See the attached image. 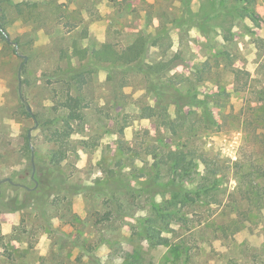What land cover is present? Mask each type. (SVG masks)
Wrapping results in <instances>:
<instances>
[{
	"label": "rangeland",
	"instance_id": "374dc122",
	"mask_svg": "<svg viewBox=\"0 0 264 264\" xmlns=\"http://www.w3.org/2000/svg\"><path fill=\"white\" fill-rule=\"evenodd\" d=\"M0 24V264H264V0H0ZM139 37L132 65L100 55ZM176 56L167 76L217 124L162 117L145 67ZM170 149L195 158L194 201Z\"/></svg>",
	"mask_w": 264,
	"mask_h": 264
},
{
	"label": "trees",
	"instance_id": "16d2710c",
	"mask_svg": "<svg viewBox=\"0 0 264 264\" xmlns=\"http://www.w3.org/2000/svg\"><path fill=\"white\" fill-rule=\"evenodd\" d=\"M240 2L248 1L253 2L254 0H239ZM253 12V11H252ZM1 29V28H0ZM6 37L8 36L7 32L1 29ZM95 52V50H93ZM147 52V44L144 37H139L134 40L132 43L127 46L117 49L110 44H106L103 47L101 57L105 58L114 63L132 65L139 61L142 56ZM15 53H18L15 50ZM95 58L97 56L92 54ZM182 61L178 57H171L169 59H159L153 63H148L145 67V74L149 77H154L156 79H161L165 77L161 83V91L158 93L160 101L158 102V107L163 110L162 117L165 118L169 123L170 127L174 132H178L183 128L186 121H190V116L186 113L185 107L189 104L195 106H201L203 108L202 118L199 122H206L208 124H217V120L213 115L212 108L208 107L207 104L203 101L193 100V96L190 93L183 92L175 87L173 79L171 76H167L166 72L173 69L175 66L181 64ZM86 83V75L82 71L76 72L75 75L70 77L68 81L69 85H75L77 87V95L72 94L69 90L66 94L65 100L63 102V108L68 111V114L65 118V124L69 127L70 121L76 119L80 116L81 110L84 108L85 104L83 102V97H81L82 86ZM164 93V94H163ZM80 95V96H79ZM162 101H165L169 105L175 107V116L172 119L170 117L169 107L165 106ZM204 115V116H203ZM190 123V122H189ZM191 124V123H190ZM192 125L190 126V129ZM69 135V132L65 133ZM189 152L178 149H170L164 153L163 159L168 165L171 171L173 172V177L168 184V187L179 193L183 196V200L194 201V196H192V190L186 189L183 181L185 179L184 175H190L192 169L195 166V158L190 156ZM162 161H159L161 163ZM158 164V163H157ZM199 187V191H203L206 195H211L210 189L215 187L214 182L208 184V180L202 181ZM213 193V192H212ZM200 195V193L198 194ZM247 196V194H245ZM237 222V221H236Z\"/></svg>",
	"mask_w": 264,
	"mask_h": 264
},
{
	"label": "water",
	"instance_id": "95a60500",
	"mask_svg": "<svg viewBox=\"0 0 264 264\" xmlns=\"http://www.w3.org/2000/svg\"><path fill=\"white\" fill-rule=\"evenodd\" d=\"M0 28L2 29V25L0 24ZM8 37V36H7ZM14 44L16 45V46H18V42H14ZM25 102V104H26V107H27V109L28 110H30V106L28 105V103L26 102V101H24ZM0 181H10V182H13L10 178H4L3 180H0Z\"/></svg>",
	"mask_w": 264,
	"mask_h": 264
}]
</instances>
